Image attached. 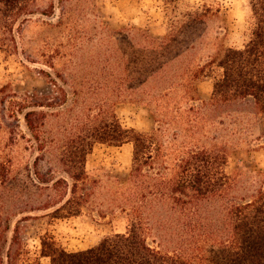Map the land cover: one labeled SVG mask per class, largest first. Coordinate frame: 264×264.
Listing matches in <instances>:
<instances>
[{"label": "trees", "instance_id": "1", "mask_svg": "<svg viewBox=\"0 0 264 264\" xmlns=\"http://www.w3.org/2000/svg\"><path fill=\"white\" fill-rule=\"evenodd\" d=\"M162 1L178 9V0ZM248 1L249 40L243 49H228L199 69L194 77L212 78L214 87L210 101L192 108L194 112L204 111L208 116L212 109L249 98L264 113V0ZM32 3L0 0L1 52L9 55L17 50L14 28L38 14ZM54 9L51 5L49 12L40 14L53 16ZM197 15H175L162 38L136 28L112 31L114 47L100 52L99 60L85 65L83 73L76 70L75 63L67 73L52 76L44 72L61 97L49 105H43L35 95L13 103L12 114H22L39 154L33 174L38 185H44L40 190L58 194L56 201L49 197L42 205L28 207L20 214L53 210L50 215L55 218L80 215L95 195L94 185H100L86 171L93 147L133 146L128 186L113 203L101 205L112 215L118 211L126 216L127 232L104 238L77 253L43 241L44 256L51 264H193L182 253H162L153 248L146 237L153 230L168 233L180 246L202 244L199 248L204 249L208 264H264V188L252 197L238 198L225 172L227 156L223 149H192L169 165L157 136L158 127L152 133L128 128L113 110L115 103L125 100L158 102L175 87L183 72V37L199 20ZM54 107L57 109L52 113L41 110ZM46 163L50 165L47 170L43 167ZM5 175L1 177L8 182L9 175ZM2 193L0 190V204ZM107 214L100 212L99 216ZM208 243L210 247H205ZM1 252L0 264H4ZM6 260L14 264L10 253Z\"/></svg>", "mask_w": 264, "mask_h": 264}, {"label": "rangeland", "instance_id": "2", "mask_svg": "<svg viewBox=\"0 0 264 264\" xmlns=\"http://www.w3.org/2000/svg\"><path fill=\"white\" fill-rule=\"evenodd\" d=\"M32 1L31 7L39 12L15 26L17 50L9 55L0 51V249L4 264L8 253L14 264H51L44 256L43 241L77 253L104 238L127 232L126 216L118 211L112 215L101 205L113 203L128 186L133 146L93 147L86 171L100 185H94L95 195L80 215L55 218L50 215L53 210L20 214L28 207L42 205L49 197L56 201L58 194L40 190L44 185H38L33 174L39 156L35 143L22 114H12L13 103L28 95L41 98L43 105L61 97L44 72L52 76L67 73L75 63L76 70L83 73L85 65L99 60L100 52L114 47L115 30L136 28L162 38L175 15L198 13L195 18L199 20L183 37V72L175 87L158 102L125 100L115 103L113 110L128 128L152 133L158 127L157 136L169 165L192 149H223L227 156L225 172L238 198L252 197L264 188V113L254 101H232L227 107L210 110L208 116L204 111H193L209 102L213 94L212 78L194 77L199 69L228 49H243L249 40L248 0H178L176 10L162 0ZM51 5L55 7L53 16L40 14L49 12ZM55 109L41 110L52 113ZM49 166L46 163L43 167L47 170ZM5 173L8 182L1 177ZM100 212L108 214L100 217ZM146 237L162 253H182L193 264H208L204 249L199 248L202 244L180 246L174 237L157 230L146 233Z\"/></svg>", "mask_w": 264, "mask_h": 264}]
</instances>
